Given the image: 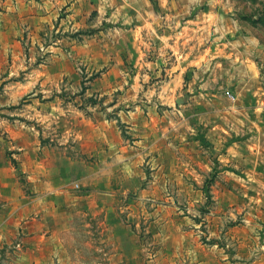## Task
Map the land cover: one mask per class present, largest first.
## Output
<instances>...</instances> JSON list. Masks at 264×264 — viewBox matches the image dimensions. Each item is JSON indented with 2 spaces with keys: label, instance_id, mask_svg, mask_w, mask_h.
Here are the masks:
<instances>
[{
  "label": "rangeland",
  "instance_id": "374dc122",
  "mask_svg": "<svg viewBox=\"0 0 264 264\" xmlns=\"http://www.w3.org/2000/svg\"><path fill=\"white\" fill-rule=\"evenodd\" d=\"M48 19L0 45V163L34 170L0 264H264V0Z\"/></svg>",
  "mask_w": 264,
  "mask_h": 264
},
{
  "label": "crops",
  "instance_id": "0c3cea01",
  "mask_svg": "<svg viewBox=\"0 0 264 264\" xmlns=\"http://www.w3.org/2000/svg\"><path fill=\"white\" fill-rule=\"evenodd\" d=\"M61 2L62 0H0L1 48L3 50L7 48L11 52H20L19 50H21L20 45L22 40L26 38L24 29H29L27 36L29 39L32 38L31 40H33L36 36V31H40L44 28L45 22L49 20L48 17H52L55 7L58 4H61ZM19 55H21V52ZM12 86H16V84L15 82L10 81L5 84L4 89L7 90V88ZM3 157V162L0 163V204H11V210L6 216L10 219V225L13 228V220L15 222L14 225L16 226L18 213L16 207L20 194L19 173L20 171L26 172L28 173V178H32L34 177V170L29 168V164H26L25 167H22L21 169L16 168L8 160L5 161L6 155ZM2 211L3 209L1 208L0 225L8 219L4 216ZM1 228L2 226H0V230Z\"/></svg>",
  "mask_w": 264,
  "mask_h": 264
},
{
  "label": "built area",
  "instance_id": "2783aa9c",
  "mask_svg": "<svg viewBox=\"0 0 264 264\" xmlns=\"http://www.w3.org/2000/svg\"><path fill=\"white\" fill-rule=\"evenodd\" d=\"M76 186H77V187H79L80 185H79V184H77Z\"/></svg>",
  "mask_w": 264,
  "mask_h": 264
}]
</instances>
